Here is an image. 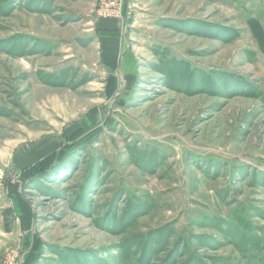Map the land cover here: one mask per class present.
<instances>
[{"label": "rangeland", "instance_id": "obj_1", "mask_svg": "<svg viewBox=\"0 0 264 264\" xmlns=\"http://www.w3.org/2000/svg\"><path fill=\"white\" fill-rule=\"evenodd\" d=\"M117 1L0 0V264H264V0Z\"/></svg>", "mask_w": 264, "mask_h": 264}, {"label": "built area", "instance_id": "obj_2", "mask_svg": "<svg viewBox=\"0 0 264 264\" xmlns=\"http://www.w3.org/2000/svg\"><path fill=\"white\" fill-rule=\"evenodd\" d=\"M102 3H106L103 4L102 6L100 5V14L101 16H103L104 18H111L114 15V10H117L118 7L120 6V3L117 0H109L107 2V0H103ZM25 262V254H20L18 253L15 257V261L11 264H24Z\"/></svg>", "mask_w": 264, "mask_h": 264}, {"label": "crops", "instance_id": "obj_3", "mask_svg": "<svg viewBox=\"0 0 264 264\" xmlns=\"http://www.w3.org/2000/svg\"><path fill=\"white\" fill-rule=\"evenodd\" d=\"M103 25L106 26L107 23H103ZM99 27H100V26H99ZM107 29H108V28H104V29H103V28H101V27H100V29H99V30H100V31H99L100 34H105V35H103V38H104V39H106V36H107V31H106ZM109 34H110V33H109ZM104 39H102V41H103Z\"/></svg>", "mask_w": 264, "mask_h": 264}, {"label": "trees", "instance_id": "obj_4", "mask_svg": "<svg viewBox=\"0 0 264 264\" xmlns=\"http://www.w3.org/2000/svg\"><path fill=\"white\" fill-rule=\"evenodd\" d=\"M24 264H26V261L24 262Z\"/></svg>", "mask_w": 264, "mask_h": 264}]
</instances>
